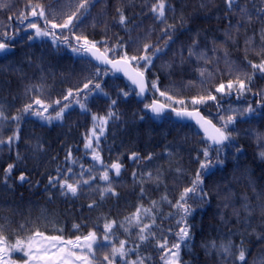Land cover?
Returning a JSON list of instances; mask_svg holds the SVG:
<instances>
[{"label": "trees", "instance_id": "16d2710c", "mask_svg": "<svg viewBox=\"0 0 264 264\" xmlns=\"http://www.w3.org/2000/svg\"><path fill=\"white\" fill-rule=\"evenodd\" d=\"M80 2L0 0V41L13 48L0 55V111L8 118L0 119V140L5 141L0 144V225L9 242L35 230L45 235L62 234L65 239L95 231L96 257L99 264H107L103 255L110 245L102 239L103 225L116 221L112 242L118 246L120 240H126L128 249L139 244L128 259L165 264L161 257L166 250L159 243L167 240L168 247L177 243L176 233L183 226L177 224L183 213L173 205L200 171L207 196L201 199L199 193L189 194L191 212L186 221L191 238L180 242V263L264 264V73L254 72L249 65V61L258 64L264 59V54H258L264 47V0H236L231 9L225 0H164V18L151 11L158 0H89L87 10H81L83 15L77 13L80 18L74 19L69 29H52L47 23L54 17L56 23H63ZM36 5L43 7L46 19L31 15ZM118 8L126 17L124 24L119 22ZM240 8H245L247 15ZM22 14L27 19L22 21ZM31 23L53 32L56 39L36 36L35 29L28 27ZM85 38L101 51L107 49L109 58L125 54L140 57L145 54V44L152 46L148 55L155 48L162 49L152 55L147 68L142 60L131 62L144 72L149 91L144 101L137 99L135 89L122 76L97 64L82 49L73 50ZM194 41V51L203 52L205 58L189 56ZM247 76H251L250 82ZM238 77L250 90L238 91ZM88 81H92L91 91L83 89ZM230 81L234 84L231 90L216 91ZM96 83L100 89L94 88ZM209 95L215 100L207 99ZM201 96L205 101L194 105L193 99ZM36 98L49 106L45 116L54 117L64 104L69 107L62 119L51 122L23 113L25 105ZM151 99L169 107L199 109L218 127L223 124L221 116L234 115L235 122L227 128L230 139L211 146L192 123L175 121L171 112L161 116L149 113L145 105ZM77 101L85 104V109ZM37 107L33 104V110ZM248 107L254 111L246 112ZM109 112L114 115L109 117ZM13 116H20L19 121L12 120ZM93 116L106 118L102 133ZM17 131L19 139L8 143L7 138ZM89 139L102 163L93 159L91 148H85ZM205 148L212 164L201 170ZM112 163L121 165L119 175L110 168ZM9 164L14 167L6 177ZM105 166L114 194L105 193L101 199V189L108 186L99 179ZM89 168L94 171L89 173ZM21 174L26 177L23 182ZM65 175L69 182H90L82 184L76 196L65 195L55 180V187L49 183L50 177L63 179ZM141 205L152 208L151 215H142V223H151L155 217L151 229L155 237L144 242L138 239L135 222L125 219ZM121 224L124 227H119ZM229 241L231 255L219 247ZM241 247L245 261L237 258ZM21 257L22 253H13L11 258L19 264Z\"/></svg>", "mask_w": 264, "mask_h": 264}, {"label": "snow or ice", "instance_id": "6c2138e0", "mask_svg": "<svg viewBox=\"0 0 264 264\" xmlns=\"http://www.w3.org/2000/svg\"><path fill=\"white\" fill-rule=\"evenodd\" d=\"M89 0H82L78 4L77 11L72 13L71 15L67 16V19L64 20L63 23H56L55 17L51 21H47L51 25L52 29L56 28H62V29H69L70 26L73 24L74 19H79L80 16L77 15V13H80V15H83V12L81 10L86 11L88 7ZM226 5L229 9L233 7V5L236 3V0H225ZM37 8H39V12H37ZM151 11L157 14V18H164L165 17V3L164 0H158L157 4H154L151 8ZM117 12L119 13V22L121 24L125 23L126 17L123 14V11L121 9H117ZM240 12L244 15H247V10L245 8H240ZM32 16L39 15L40 17H45V11L41 5H36L31 10ZM23 19H27L26 16H23L22 14V21ZM46 19V17H45ZM251 19V17H249ZM21 21V22H22ZM28 27L35 29L36 36H48L52 35L53 39H56L55 34L50 31L42 30L40 27H38L37 24L31 23L28 25ZM173 27V26H169ZM165 32H167V29H165ZM5 38H7V33L4 34ZM77 42L80 41L81 37L77 36L75 37ZM67 37H64V40L67 41ZM169 39H171V36H169ZM262 40H264V35H262ZM196 41L193 42V47L189 48V56L196 55L198 59L205 58V54L203 52L197 54L194 51ZM249 43V41H246V44ZM165 46H167V41H165ZM152 47L149 44L144 45V52L145 54L137 57L132 56L128 57L127 54H125L123 57L117 60H111L108 59L105 50L104 53H101L100 50L96 47V44L94 42L88 41L86 38L84 39V43L80 45L79 48L73 49L74 51H80L81 49L86 52L90 53L92 57H94L96 60L100 61L102 64L111 65L113 69L116 71H123L124 74L129 78V80L132 81L134 85H136L139 88V93L137 95H142L145 92V79H144V72L137 70V68L131 67L132 61H144L145 62V68L147 66L152 64V55H155V53L162 51L161 48H155L152 55H148L147 51L148 49ZM9 50V46L7 43L0 41V53L6 52ZM258 54H264V47H261L260 53ZM249 65L253 69V71H259L260 73H264V59L260 61V63H252L249 61ZM96 74H100V69L97 68ZM204 74V70H201V75ZM247 79L251 80V76H247ZM92 84V81H88L83 85V89H90V85ZM234 84L232 81H230L227 85L220 84L219 87L216 89L217 92H222L227 89L231 90L233 88ZM236 86L238 91L243 93L244 91L250 90L244 79L237 78ZM153 88H156V84L153 83ZM95 89H100V84L96 83L94 84ZM158 90V89H157ZM71 91L69 92V96L71 95ZM125 96L128 95V93H124ZM161 96H166L167 99H172L171 96H167L165 92L160 93ZM65 100L68 99V96L64 97ZM205 97L201 96L198 98H194L192 103L199 104L203 103L205 101ZM207 99L215 100V96L209 95ZM56 104H59L60 101H56ZM77 103H80L77 101ZM179 103L183 104V101H179ZM33 104L38 106L36 110H33ZM112 104L115 105L116 101L113 100ZM48 105H45L44 101L36 98L33 103L25 105V107L21 110L23 113H29L31 112L33 115H36L40 117L43 120H47L51 122L53 119H62L65 110L69 107L68 104H64L63 107L60 108L59 111L56 112L55 116H45L44 113L48 111ZM81 109H85L86 105L83 103H80ZM146 108H151V111L153 113H156L159 115L164 105L157 104L155 101L151 105H145ZM175 111V110H174ZM246 112L251 113L254 110L251 107H248ZM114 115V113L109 112L108 116L111 117ZM177 117H189L196 120V123L199 124V126L204 130L205 136L207 139L211 140L212 143L217 145L224 144L225 141L230 139V133L227 131L228 125L233 124L235 122L236 117L234 115H228L226 118L224 116H221L220 119L223 121V124L221 127H217L215 124L212 123L211 120H205L204 117L200 115L198 111H177L176 112ZM0 119H8L4 116V113L0 111ZM12 120L19 121L20 116H13L11 117ZM93 120H99L101 125V133L103 132L102 125L106 123L105 117H96L93 116ZM93 135H95V130H93ZM14 139H19L18 131L14 132L12 136H9L7 138V142L11 143ZM5 143V141L0 140V144ZM85 148H91L93 150V159L96 161H101V157L98 152H96L95 148H93L92 141L89 139L88 142L85 144ZM203 156L205 157V160L200 163V169L205 170L208 169L212 161L208 159L209 157V150L207 148L203 151ZM217 156H219V149H217ZM261 156H264V152L261 153ZM133 157L135 158V154H133ZM148 159H151V156L148 157ZM217 163L222 164L223 161L217 159ZM14 165L9 164L7 168L5 169V176L11 174V171L13 169ZM110 168L115 170L116 175L120 174L121 165L119 163H112L110 165ZM59 171V170H58ZM67 171L69 173L72 172L71 168H68ZM89 173L93 172V168L87 169ZM80 176H83V172L79 174ZM135 175V174H134ZM150 175V174H149ZM20 181H25L26 177L21 174L19 177ZM90 179L94 180L96 179L95 176H90ZM99 179L107 182L108 186L101 189V199H103L105 193H113L114 189L112 187L110 176H109V170L108 166H105V169L103 173L99 176ZM54 180L56 183L59 184L60 189L62 190V194L67 195L68 193H71L73 196H76L78 191L81 190V185H87L89 184V179H75L73 182H69L67 175L64 176L63 179H60V177L56 178H49V183L52 184L53 187L56 186V183H54ZM203 184V181L201 179V173L200 171L197 172L196 178L192 181V186L187 187L183 190L181 193L179 199L176 201L175 205H173L175 208H177L180 212L183 213L181 216V220L177 221V224H182L183 226L180 227L179 231L176 233V236L178 237V242L171 245V247L167 246V240H164L162 243H159V247L161 249H165V255L161 258L165 260V264H180V247L181 243L185 241L186 239H190V232L189 227L187 225L186 217L190 215L191 209L190 206L187 204V200L189 198V194H200V198L203 199L205 196H207V193L203 191V188L201 185ZM143 191V190H142ZM166 199V197H165ZM95 203V202H93ZM153 208L156 206V202H152ZM93 205H89V207H92ZM152 213V208H144L143 205L136 208V211L130 216L126 217L125 219L131 224L135 222V225L139 228L138 233V239L140 242H144L149 239V237H155V233L151 231L155 224V217L152 216L151 223H142L141 217L149 216ZM24 225H21V228H23ZM74 227H79L78 225H74ZM117 227L116 221H106L103 225V241L108 242L110 245V251L106 252L103 255V260L107 262V264H119V261H122L123 264H144L143 259L137 257L135 260L128 259L129 252H134L136 249L139 248V244L135 246V248L128 249L126 248L127 241L126 240H120L119 245L117 246L115 243H113V237H114V229ZM119 227H124L122 224L119 225ZM58 232H62L61 229H55ZM125 231H128L127 228H125ZM147 233V234H146ZM98 244V238L97 233L95 231L88 232L85 236H76L75 239H65L64 236L61 235H45L44 232H41L39 230H35L31 232L29 235H27L25 238H17L14 243H10L8 240V237L4 234V226L0 225V264H15V261L11 258L13 253H22V259L23 264H99V258L96 257V248L95 245ZM212 247H216L215 242L212 243ZM220 249L227 255H231V248H232V242L229 241L227 244L221 243ZM26 258V259H25ZM119 258V261L118 259ZM240 261H245V250L241 247L238 253L237 257Z\"/></svg>", "mask_w": 264, "mask_h": 264}, {"label": "water", "instance_id": "95a60500", "mask_svg": "<svg viewBox=\"0 0 264 264\" xmlns=\"http://www.w3.org/2000/svg\"><path fill=\"white\" fill-rule=\"evenodd\" d=\"M8 46H9V50L6 51V52H2V53H0V55H3V54H5V53H7V52H10V51L13 49L10 45H8ZM96 47H97V46H96ZM97 48H98V47H97ZM98 49H99V48H98ZM99 50H100V49H99ZM100 52H101V53H104V52L101 51V50H100ZM87 54H88V55H89V56H90V57H91V58H92L97 64H99L100 66L108 68V69H109L112 73H114L115 75L122 76V77H123V78H124V79H125V80H126L131 86H132V87L135 88V90H136V95H137V93H139V91H140L139 88H138L136 85H134V84L132 83L131 80H129V78L124 74L123 71H116L115 69L112 68L111 65L102 64L100 61H98V60H96L94 57H92L90 53H87ZM108 59H111V60H117V59H120V58H114V59H112V58H109V57H108ZM131 67H132V68H135L132 64H131ZM137 70H138V69H137ZM144 79H145V92H144L142 95H137V99H138L139 101H144L145 98H146V96H147L148 93H149L145 76H144ZM154 101H155L157 104H162V105H164V108H163L162 112L159 114V116L164 115L166 112H171V113H172V118H173L175 121L180 122V123H192V124L196 127V129H197V130L203 135L204 139H205L206 141L209 142V144H210L211 146H218L217 144L212 143L211 140L207 139V137L205 136L204 130L199 126V124L196 123V120H195V119H193V118H189V117H177V116H176V112H177V111H184V110H187V111H198V112L200 113V115H201L202 117H204L205 120H210L209 118L205 117L199 109H185V108H174V107H169V106L165 105L163 102H161V101H159V100H156V99H151V100L149 101L148 105H151ZM174 110H175V111H174ZM147 111H148L149 113L153 114V115H157L156 113H153V112L151 111V108H147ZM212 123H213V121H212ZM213 124H215V123H213ZM216 126H217V125H216ZM217 127H218V126H217ZM164 254H165V252H164ZM180 264H181V263H180Z\"/></svg>", "mask_w": 264, "mask_h": 264}, {"label": "rangeland", "instance_id": "374dc122", "mask_svg": "<svg viewBox=\"0 0 264 264\" xmlns=\"http://www.w3.org/2000/svg\"><path fill=\"white\" fill-rule=\"evenodd\" d=\"M26 259V258H25ZM19 264H23V261L22 262H20Z\"/></svg>", "mask_w": 264, "mask_h": 264}]
</instances>
